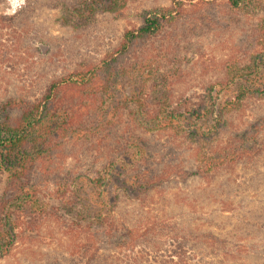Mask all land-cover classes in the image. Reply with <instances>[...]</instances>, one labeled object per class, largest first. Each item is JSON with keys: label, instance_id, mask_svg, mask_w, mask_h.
<instances>
[{"label": "trees", "instance_id": "obj_1", "mask_svg": "<svg viewBox=\"0 0 264 264\" xmlns=\"http://www.w3.org/2000/svg\"><path fill=\"white\" fill-rule=\"evenodd\" d=\"M34 1L26 0L14 15L0 13V165L6 173L0 259L57 209L42 202L49 184L63 203L83 199L84 228L97 227L88 230L85 254L104 242L90 236L100 233L106 244L134 251L128 264L159 235L175 241L168 259L174 264H202L200 250L208 239L220 255L238 252L240 243L229 247L220 235L228 225L211 219H229L227 212L236 209L227 204L233 196L226 189L263 195L260 201L246 196L238 230L264 247V51L245 52L237 58L248 59L241 64L227 59L209 88L175 93L166 91L167 77L180 80V71H161L164 64L147 46L183 14L180 3L140 13L138 24L125 28L104 57L69 62L57 53L64 45L51 40L41 51L35 41ZM252 1L226 3L238 10ZM242 109L244 118L237 113ZM78 142L94 155L83 154V173L70 178L68 145ZM191 181L217 211L200 213L202 221L193 227L165 214L175 203V189ZM158 192H164L163 202ZM192 250L199 251L197 263V255H188Z\"/></svg>", "mask_w": 264, "mask_h": 264}, {"label": "rangeland", "instance_id": "obj_2", "mask_svg": "<svg viewBox=\"0 0 264 264\" xmlns=\"http://www.w3.org/2000/svg\"><path fill=\"white\" fill-rule=\"evenodd\" d=\"M178 3L182 5L183 14L177 21L168 24L161 34L152 37L147 46L148 54L157 55L155 61L160 59L164 64L161 71L177 66L181 73L178 78L180 80L174 82L167 77L166 91L192 93L209 88L223 74L222 66L227 59L226 63L236 60L241 64L248 59L240 61L237 58H242L245 52L264 51V0H253L248 6L238 10H231L226 0H35L31 3L32 24L36 27L34 33L39 34L35 41H38L41 51H46L51 40L64 45V51L56 52L64 55L69 62H78L82 58L100 59L112 51L125 28L138 24L140 13L173 5L177 7ZM254 4L257 6L254 7ZM10 7L8 1L0 2V13L4 14ZM243 112L242 109L237 113L244 118ZM232 121L240 123L243 119ZM68 149L66 166L69 171H73L69 175L71 178L72 175L83 173V154L89 153L90 156L94 153L83 150L81 142L69 144ZM194 181L186 188L180 185L181 189H175V203H172L169 212L165 209V214L176 215L177 221L190 227L202 221L200 213L208 215L210 212L207 211L211 207L217 213L215 203L207 200L204 189L192 190L197 184ZM5 184L6 173L0 165V196ZM192 185L194 186L191 187ZM259 185L262 184H254ZM56 191V186L49 184L47 189L42 190V202L57 209L48 214L47 220L41 222L40 227L31 232L28 239L20 240L10 254L1 258L0 264H128V261L134 259V251H130L129 247L120 248L114 242L106 244V236L102 233L90 235L94 238L97 236L104 242L94 243L85 254L84 244L85 237L89 235L88 230L93 231L97 227L89 225L84 228L87 221H83L82 198L72 203H63L57 198ZM226 191L233 196L227 204H231L230 209L232 206L236 209L227 212L231 216L229 219L217 214H214L217 218L211 219L218 225H228V231L220 235L226 238L229 247L240 243V250L220 255L213 251L215 247L209 245L208 239L201 247L200 252L203 251L204 255L200 262L264 264L263 245L260 242L254 244L253 238L249 243L245 232L238 230L245 214L241 211L245 207L243 205L249 203L246 196L249 195L252 201H260L263 195L256 189L238 195L233 190ZM163 193H157V199L161 202ZM202 225L204 230H208L206 222ZM167 237L159 235L148 240L150 247L144 255L137 256L138 260L134 264H174L168 259L175 241ZM197 253L199 251L193 250L188 253L192 260L197 255L195 263L199 260Z\"/></svg>", "mask_w": 264, "mask_h": 264}, {"label": "clouds", "instance_id": "obj_3", "mask_svg": "<svg viewBox=\"0 0 264 264\" xmlns=\"http://www.w3.org/2000/svg\"><path fill=\"white\" fill-rule=\"evenodd\" d=\"M8 3L11 5L10 9L5 11V15H14L17 10L22 8L26 4V0H8Z\"/></svg>", "mask_w": 264, "mask_h": 264}]
</instances>
